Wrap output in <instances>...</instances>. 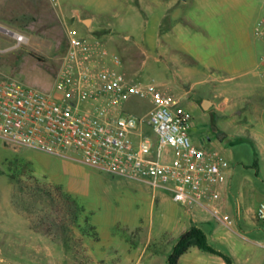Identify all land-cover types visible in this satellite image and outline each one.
Returning <instances> with one entry per match:
<instances>
[{"label": "rangeland", "instance_id": "374dc122", "mask_svg": "<svg viewBox=\"0 0 264 264\" xmlns=\"http://www.w3.org/2000/svg\"><path fill=\"white\" fill-rule=\"evenodd\" d=\"M182 1L0 0V82L15 80L55 92L70 37L99 40L119 56L127 84L155 85L178 97L180 107L191 110L192 142L198 145L199 138H212L218 141L213 148L225 154L223 149L231 145L221 139L224 134L264 130V116L252 126L239 122L250 116L252 104L264 103V35L260 33L264 0ZM16 33L25 35V41H19ZM209 58L226 64L231 72L211 73L206 68ZM178 77L190 88L183 97L166 89L172 85L167 81ZM223 81L261 86L250 104L246 98L237 102L235 113L231 107L204 109L198 99L214 98L213 88L218 85L212 84ZM126 96V112L144 116L151 109L149 98ZM189 100L196 104L187 106ZM233 146L249 156V144ZM69 155L79 156L74 151ZM53 185L61 186L63 194L75 201L64 224L55 207L59 203L66 211L70 207L62 203L66 197ZM185 209L163 189L69 156L12 146L0 136L1 264H125L133 254L129 249L135 248V235L127 229L134 231L144 221L147 226L149 211L158 222L165 214L173 221ZM210 216L225 237L219 245L211 239L215 247L236 264H264V231L252 230V218ZM176 221L171 232L183 230ZM191 255L200 264H209L207 258L223 264L210 252L198 249L187 257Z\"/></svg>", "mask_w": 264, "mask_h": 264}, {"label": "built area", "instance_id": "2783aa9c", "mask_svg": "<svg viewBox=\"0 0 264 264\" xmlns=\"http://www.w3.org/2000/svg\"><path fill=\"white\" fill-rule=\"evenodd\" d=\"M261 59L264 70V54ZM120 66L119 56L101 41L71 36L55 92L15 80L0 82V136L12 146L69 156L142 181L168 191L182 205L208 207L220 196L229 160L192 142V114L180 107L178 97L155 85L127 84ZM127 93L150 99L146 115L124 110ZM256 216L264 221V201Z\"/></svg>", "mask_w": 264, "mask_h": 264}, {"label": "crops", "instance_id": "0c3cea01", "mask_svg": "<svg viewBox=\"0 0 264 264\" xmlns=\"http://www.w3.org/2000/svg\"><path fill=\"white\" fill-rule=\"evenodd\" d=\"M182 2H185V0ZM192 61L196 62L194 57H192ZM173 62L174 64L176 63L174 57L172 63ZM226 67V64L221 65V63L219 64L213 58H209L206 61V68L210 70L211 73L216 70L218 71L219 69L227 71ZM228 71L231 72L229 68ZM238 73H243V71H239ZM189 75L190 73L185 74L184 76ZM178 83L181 85H175ZM167 84L172 85H166V89L176 92L180 97H183V95L190 90V88L184 83V79L180 80V77L169 79ZM212 85H218L213 88L215 91L214 98H200L198 99V103L202 106L204 100H208L210 102L209 109L216 107V109L220 111H226L231 107L234 113L238 111L239 105H236L237 102H241L246 98L247 103L250 104L252 102V96L259 93V88L261 86L245 83L229 85L227 81H223L219 84L213 83ZM194 104H196L194 101L189 100L187 106L191 107ZM251 106L254 107L250 110V116L247 117L245 121H239L249 126H252L254 122H257L264 116V103H254ZM221 139H226L231 147L227 150L223 149L225 151L224 155L229 160L230 166L225 171L224 181L218 187L220 196L208 202L209 208L198 204L193 206H185L181 204L186 207V209L183 210V213L175 217L173 221H169L168 216L165 214L162 217L163 221L157 222L152 217V212L149 211V222L147 226V222L145 223L144 221L143 225L134 227V231H129L128 229L126 231L129 234H132L133 232V235H135L133 240L135 248L129 249L131 250L130 253L133 252V254L131 257L129 256L127 258L125 264H169L168 257L172 253L180 235L193 226H197L205 232L211 245H213L210 242L211 239L217 245L219 240L225 239V237L219 235V228L212 221L210 216V214H213L212 210L218 211V218L219 214L222 215V217L236 218L238 221L239 219L250 217L254 221V227H252V230H257L258 232L264 231V221L258 219L256 216L257 206L261 201H264V130H252L247 133L241 131L228 137L224 134ZM237 143L249 144V156L245 157L235 148V146H233ZM197 144L215 150L216 148L213 147L218 146V141L212 138H199ZM139 218L142 217L139 216ZM176 220H179L178 222L183 224V230L171 232L172 222L174 224L177 222ZM128 240L129 239H127V241ZM173 244L174 246L171 247L170 245ZM215 248L229 256L220 250L218 246ZM198 249L202 250L197 246H192L187 252L179 257L178 264H200L199 260L197 262L196 259L192 258L193 254L190 257H187L188 253ZM166 251L168 252L167 255L165 254ZM214 255L219 256L223 264H227L222 256L218 254ZM197 256L199 259L201 258V261L203 260L202 256ZM229 257L232 264H236L234 258L232 256ZM206 261H208L209 264H214L215 262L208 258Z\"/></svg>", "mask_w": 264, "mask_h": 264}, {"label": "trees", "instance_id": "16d2710c", "mask_svg": "<svg viewBox=\"0 0 264 264\" xmlns=\"http://www.w3.org/2000/svg\"><path fill=\"white\" fill-rule=\"evenodd\" d=\"M54 188L58 189V191H60V194L66 197V199L63 200L62 203H68L70 207L68 208L69 211H66L65 206L60 203L55 207V210L57 212L56 214L58 215L57 217H59L60 221H62V224H64L66 222V218L72 216V211L74 208L73 205L75 204V201L71 199L70 196L63 194L61 186L53 185V189ZM48 192L51 194L52 191L48 190ZM192 246H197L206 252L218 254L226 260L227 264H232L230 257L211 245L207 239L205 232L197 226L191 227L189 230L183 232L180 235L172 253L168 257L169 264H178L179 257L187 252Z\"/></svg>", "mask_w": 264, "mask_h": 264}, {"label": "water", "instance_id": "95a60500", "mask_svg": "<svg viewBox=\"0 0 264 264\" xmlns=\"http://www.w3.org/2000/svg\"><path fill=\"white\" fill-rule=\"evenodd\" d=\"M90 22H91L90 18L84 19V23L88 24ZM209 103L210 102L208 100H204V102L202 103L203 108L208 109Z\"/></svg>", "mask_w": 264, "mask_h": 264}]
</instances>
